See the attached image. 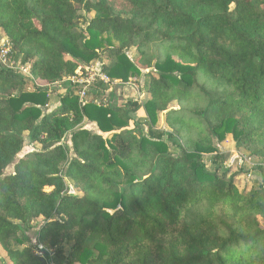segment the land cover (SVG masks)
<instances>
[{"label":"trees","instance_id":"16d2710c","mask_svg":"<svg viewBox=\"0 0 264 264\" xmlns=\"http://www.w3.org/2000/svg\"><path fill=\"white\" fill-rule=\"evenodd\" d=\"M0 30L30 71L0 66L3 264H264V0H0ZM93 61L122 83L148 70V100L49 89ZM141 108L147 134L130 128ZM25 133L40 149L4 176ZM227 136L259 160L248 193L215 145Z\"/></svg>","mask_w":264,"mask_h":264},{"label":"rangeland","instance_id":"374dc122","mask_svg":"<svg viewBox=\"0 0 264 264\" xmlns=\"http://www.w3.org/2000/svg\"><path fill=\"white\" fill-rule=\"evenodd\" d=\"M81 18L79 19L78 23L81 26H84L86 23V19L89 16H83V13L80 14ZM92 16V14H91ZM2 34V31L0 30ZM128 57L134 61L136 58V52L134 50L129 51ZM94 69L96 72L101 71V63L98 61H93L88 65ZM148 70H142V74L140 78H131L128 82L122 83L120 81H110L111 83L107 86L106 90L103 94V101L97 100V104L104 103L105 105L110 104L109 101L113 102L115 105H124L128 101H139L141 104L145 103L148 100V94L145 93V73ZM70 83L68 82L67 78L64 79L60 83H56L49 87L50 90L56 91L59 94H64L65 91L70 87ZM92 91V92H91ZM93 87L89 90V92L94 93ZM88 92V93H89ZM78 94V92H77ZM84 100V99H83ZM59 106L57 98L52 96L51 103L47 106L42 108L43 114L51 112L53 109ZM176 108V103H172L169 106V110H173ZM131 122L130 128L135 126L140 127L143 134H147V125H146V114L144 109L141 108L136 113H132L131 115ZM84 128L89 131H97L96 127H93L90 123L85 122ZM155 132L161 131H168V127L165 122V114H160L158 118L157 124L153 127ZM24 146L22 151L16 156L13 162L4 170L3 175L7 176L13 173L14 166L19 159L24 157L26 154L37 151L40 149L38 144L32 145L29 140L27 139V133L24 134ZM163 140H166L164 137ZM62 144L68 148H70V141L69 135H66L62 140ZM218 151L224 155L226 164L230 168L231 174H237L235 178V185L237 189L242 193H248L251 191L255 186L261 183V178L255 171L258 168L259 160L255 157L249 156V153L243 151L242 149L237 148L235 142L231 138V136H227V138L221 143H215ZM170 153L174 156H177L179 151L177 148L171 144H169ZM204 162L208 170H212V166L210 164L209 157H204ZM264 182V180H263ZM264 185V183H263ZM203 208L199 207L195 212L201 213ZM194 212V213H195ZM194 217V214H192ZM43 220H37L32 223V229L28 232V237L30 239V243H35L37 232L39 231L40 227L43 224ZM261 227L264 228V220L260 222ZM68 248H66V251ZM5 258V253L0 249V264H3V259Z\"/></svg>","mask_w":264,"mask_h":264},{"label":"built area","instance_id":"2783aa9c","mask_svg":"<svg viewBox=\"0 0 264 264\" xmlns=\"http://www.w3.org/2000/svg\"><path fill=\"white\" fill-rule=\"evenodd\" d=\"M11 54H12V46L10 41L5 35L0 33V66L16 71L22 76L29 77L30 76L29 67H23L17 64L12 59ZM67 80L72 85L79 86L78 97L80 102L83 101V99L86 96V93L89 92L92 85L96 81L101 82L103 85H108L111 83L108 77H106L103 73H101V71L96 72L90 66H85L83 68L78 69L75 76L68 78ZM100 104L105 105L104 103H100ZM36 254L38 256H42V252L39 250L36 252Z\"/></svg>","mask_w":264,"mask_h":264},{"label":"clouds","instance_id":"9594fccd","mask_svg":"<svg viewBox=\"0 0 264 264\" xmlns=\"http://www.w3.org/2000/svg\"><path fill=\"white\" fill-rule=\"evenodd\" d=\"M254 247L260 255L264 256V240L258 241Z\"/></svg>","mask_w":264,"mask_h":264},{"label":"crops","instance_id":"0c3cea01","mask_svg":"<svg viewBox=\"0 0 264 264\" xmlns=\"http://www.w3.org/2000/svg\"><path fill=\"white\" fill-rule=\"evenodd\" d=\"M90 124L93 125V127H96V125L94 123H90ZM96 130H97V128H96ZM95 132H97V131H95Z\"/></svg>","mask_w":264,"mask_h":264}]
</instances>
